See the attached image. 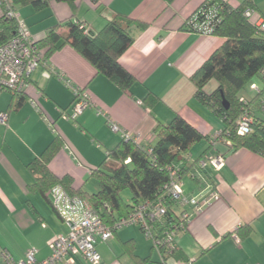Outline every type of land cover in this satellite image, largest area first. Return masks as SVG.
<instances>
[{
  "label": "crops",
  "instance_id": "1",
  "mask_svg": "<svg viewBox=\"0 0 264 264\" xmlns=\"http://www.w3.org/2000/svg\"><path fill=\"white\" fill-rule=\"evenodd\" d=\"M204 1L76 0L74 13L63 2L51 1L40 10L15 3L36 40L69 19L82 22L93 32L117 13L147 25L129 28L133 42L119 58L134 78L127 91L98 74L69 45L44 59L23 93L0 90V112L8 113L6 125L0 124V250L5 248L16 259H23L32 247L42 260L50 253L48 243L67 231L50 203L30 187L35 177L28 164L55 137L63 145L51 158L49 170L57 177L71 176L74 189L94 193L97 183L92 184L89 171L121 141L120 134L109 129V122L145 145L154 142L157 125L179 115L207 138L192 145L187 165L209 153L225 154L219 173L208 169L200 176L203 187L209 184L217 197L195 213L177 235L175 257L164 261L151 240L131 226L117 230L108 243L96 245L99 264H135L134 259L138 264H181L180 260H190L189 264H264V157L247 148L230 150L221 141L217 148H209L208 139L224 124L195 97L192 75L224 40L184 28ZM223 1L237 7L247 0ZM249 1L257 10L252 20L264 21V0ZM57 32L65 34L67 28L61 25ZM75 88L88 95L91 106L72 121L61 114L70 111ZM213 88L210 83L205 86L206 91ZM198 187L190 172L183 175V193L195 194L201 190ZM0 264H4L1 258ZM73 264L89 263L76 258Z\"/></svg>",
  "mask_w": 264,
  "mask_h": 264
},
{
  "label": "trees",
  "instance_id": "2",
  "mask_svg": "<svg viewBox=\"0 0 264 264\" xmlns=\"http://www.w3.org/2000/svg\"><path fill=\"white\" fill-rule=\"evenodd\" d=\"M51 1L66 3L73 13L76 9V0H10V7H13L16 11L15 3L19 2L40 10L48 7ZM93 1L96 3L98 0ZM204 5L216 9L219 22L214 27L213 35L222 37L224 40L221 46L215 49L192 75V81L196 88L195 97L223 122L224 126L220 131L222 139L220 141L224 144L229 141L228 149L247 148L264 157V118L262 117L264 114L259 111L256 102L258 95L256 96L248 86L251 80L258 75L259 69L264 64V31H260L255 24L256 22L252 20V16L257 10L249 0L237 7H231L223 0H205L194 12ZM247 8L254 10V14L249 18L243 14ZM3 11H5V8H3ZM61 25L67 28L65 34L57 32L58 27ZM146 25L144 22L117 13L106 20L102 29L93 32L87 30L82 22H74L69 19L53 26L43 38L37 39L36 46L42 51L44 61L53 52L69 45L86 59L98 74L108 78L121 90L127 91L133 84L134 78L119 63V58L133 42L129 28L135 26L144 29ZM16 32V20L7 18L5 14H0V45L8 42ZM42 49H45V51L43 52ZM212 80L215 81L214 88L206 91L205 86L211 83ZM241 97L247 100L246 104L240 101ZM73 102L74 98L71 104ZM246 108L253 117L250 124L251 130L241 135L237 132V121ZM112 123L109 122L108 127L112 132L120 134L121 141L108 151L104 161L99 166L89 171L91 177L97 183L96 192L88 193L83 189H74L71 176L57 177L49 170L48 164L51 158L57 148L63 145L58 136L38 158L28 164L30 172L35 177L34 183L30 187L50 203L53 211L65 226L63 219L53 208L51 198L48 195V191L56 185H60L68 195H75L86 200L100 220L109 227L127 218L142 203H160L165 207V214L159 220L152 222L154 237L149 239L164 261L169 256L175 257L177 251L175 246L176 237L186 229L195 212H191V207L187 204L180 205L177 199L172 198L166 192L164 186L169 182L168 168L178 169V173L182 178L183 175L190 172L191 178L199 186L197 190H204L205 187L203 186L205 184H203V180L199 175L206 174L208 169L200 171L196 168L195 162L198 158L187 165L186 155L192 145L207 138L179 115H175L167 124L157 125L154 129V142L145 145L135 141L133 136L125 138L121 131H114L110 126ZM208 141L209 148H217L219 143L213 147L211 145L212 138ZM193 167H195V170L192 169ZM125 190L130 192L128 202L121 195ZM184 195L186 194L184 193ZM185 211L190 213L188 218L182 217ZM131 226L140 229L137 224L122 225L115 230L112 229L111 238L108 240L98 238L95 241V250L97 251L96 245L98 243H108L112 240L117 230ZM164 226H170L175 230L170 241L171 249L165 242ZM66 228L67 231L60 234H66L68 227L66 226ZM244 234H248L247 229H245ZM154 240L155 242L158 241V245H155ZM66 257L60 264H73L76 258H80L89 264H99L100 262V255L98 263L86 261L78 254H68ZM13 258L21 260L16 259L14 256ZM25 258L26 256L22 260ZM68 258H72V262H67ZM1 260L4 264H7L5 260ZM36 260L40 261L37 258ZM134 261L135 264L139 263L137 259H134ZM180 262L181 264H189L190 260H180Z\"/></svg>",
  "mask_w": 264,
  "mask_h": 264
},
{
  "label": "built area",
  "instance_id": "3",
  "mask_svg": "<svg viewBox=\"0 0 264 264\" xmlns=\"http://www.w3.org/2000/svg\"><path fill=\"white\" fill-rule=\"evenodd\" d=\"M3 8H5V11H3ZM0 14H5L7 18H14L17 22L16 34L8 42L0 45V90L9 91L12 94H21L25 91L32 72L44 62L42 51L37 48L36 39L28 31L17 11L10 7V0H0ZM243 14L249 18L254 14V10L247 8ZM217 22H219V18L217 17L216 9L204 5L188 17L184 23V28L191 32L211 36ZM255 24L260 31H264L263 20L258 19ZM258 75L262 78L263 86L259 88L255 84H250L249 87L256 96L258 95L256 102L259 111L264 114V64L259 69ZM240 101L243 104L247 102L244 97H241ZM90 105L91 101L88 95L81 89L75 88L74 102L71 104L70 111L62 112L61 116L64 119L74 120ZM252 118L246 108L237 121L238 134L242 135L251 130ZM7 119L8 113L0 112V124L6 125ZM110 126L114 131H121L115 123ZM121 134L125 138L131 137L123 131H121ZM220 134L219 131L211 137V145L213 147L220 143L222 139ZM133 139L137 141L136 138L133 137ZM225 144L230 145V142L226 141ZM224 164L225 154L223 152L206 154L195 162L196 168L200 171L211 169L215 173H219ZM168 171L169 182L164 186L166 192L172 198L177 199L180 205H189L191 212H199L212 199L217 197V193L209 184L206 185L204 190L192 196L184 195L182 177H180L178 169L168 168ZM48 195L51 198L53 208L68 227V232L66 234H58L49 242L50 254L40 261L35 258L36 250L34 248L27 250L24 260H15L9 251L0 250V258L5 260L7 264H60L67 258L68 254H78L86 261L98 263L99 255L94 247V243L98 238L108 240L112 237V229L115 230L122 225L137 224L144 235L152 239L154 237L152 222L159 220L165 214V207L160 203L145 202L138 205L136 210L127 218L109 227L100 220L86 200L75 195H68L60 185L52 187L48 191ZM189 214L185 211L182 217L188 218ZM163 232L166 238L165 242L171 249L170 241L172 236H174L175 230L170 226H164ZM155 245H158L157 240ZM67 262H72V258H68Z\"/></svg>",
  "mask_w": 264,
  "mask_h": 264
},
{
  "label": "rangeland",
  "instance_id": "4",
  "mask_svg": "<svg viewBox=\"0 0 264 264\" xmlns=\"http://www.w3.org/2000/svg\"><path fill=\"white\" fill-rule=\"evenodd\" d=\"M21 18L23 19V17L21 16ZM26 28H28L27 24H25ZM214 80L211 81V85H214ZM250 84H255L256 86H258L259 88H261L263 86V81H262V78L259 76V75H256L250 82ZM249 84V85H250ZM248 85V86H249ZM249 90V87L247 88ZM249 92V91H248ZM262 117L264 118V116L262 115ZM92 181V184H96V181L94 179L91 180ZM122 198L125 200V201H129L130 199V192L129 191H123L122 192Z\"/></svg>",
  "mask_w": 264,
  "mask_h": 264
}]
</instances>
